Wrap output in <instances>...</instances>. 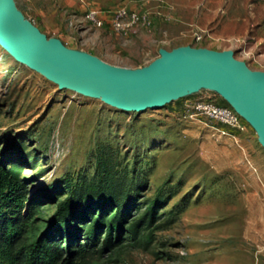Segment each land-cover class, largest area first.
<instances>
[{
    "label": "rangeland",
    "instance_id": "obj_1",
    "mask_svg": "<svg viewBox=\"0 0 264 264\" xmlns=\"http://www.w3.org/2000/svg\"><path fill=\"white\" fill-rule=\"evenodd\" d=\"M14 1L48 37L113 65L142 67L161 48L192 45L233 49L264 71V0ZM122 4L149 11L153 24L119 35L84 18L88 8ZM197 99L231 106L201 89L161 108L121 109L61 88L0 44V163L20 165L38 204L28 235H42L76 185L99 179L106 162L130 201L124 228L113 230L116 245L93 264H264V147L245 118L237 132L195 114L188 104ZM18 145L22 157L13 151ZM55 184L56 195L47 196ZM151 208V224L133 236L129 225Z\"/></svg>",
    "mask_w": 264,
    "mask_h": 264
},
{
    "label": "water",
    "instance_id": "obj_2",
    "mask_svg": "<svg viewBox=\"0 0 264 264\" xmlns=\"http://www.w3.org/2000/svg\"><path fill=\"white\" fill-rule=\"evenodd\" d=\"M0 44L17 60L59 84L130 111L161 108L209 89L244 117L264 147V71L236 58L233 49L182 45L160 49L148 65L129 68L48 37L17 7L0 0Z\"/></svg>",
    "mask_w": 264,
    "mask_h": 264
},
{
    "label": "trees",
    "instance_id": "obj_3",
    "mask_svg": "<svg viewBox=\"0 0 264 264\" xmlns=\"http://www.w3.org/2000/svg\"><path fill=\"white\" fill-rule=\"evenodd\" d=\"M13 151L22 154L20 146ZM22 157V155H20ZM99 179L83 180L76 185L48 229L40 236H29L36 229L35 214L39 207L28 196V186L20 165L13 161L0 163V264H93L96 253L111 250L116 245L113 230L124 228V208L130 201L118 183L119 176L104 164ZM56 184L48 190L56 195ZM116 207L109 217L107 210ZM95 209L99 212L95 213ZM153 209L133 221L128 231L137 237L151 224ZM106 237L99 247L100 230ZM82 235L81 239L79 236Z\"/></svg>",
    "mask_w": 264,
    "mask_h": 264
},
{
    "label": "built area",
    "instance_id": "obj_4",
    "mask_svg": "<svg viewBox=\"0 0 264 264\" xmlns=\"http://www.w3.org/2000/svg\"><path fill=\"white\" fill-rule=\"evenodd\" d=\"M84 18L98 28H109L119 35H128L153 24V18L149 11L131 8L122 4L112 9L92 7L86 9ZM201 35L197 38L201 39ZM195 114L204 115L218 123L227 125L242 132L249 124L232 106L215 103L211 100L197 99L188 104ZM237 132L222 130L223 134L235 136ZM235 133V134H234Z\"/></svg>",
    "mask_w": 264,
    "mask_h": 264
},
{
    "label": "crops",
    "instance_id": "obj_5",
    "mask_svg": "<svg viewBox=\"0 0 264 264\" xmlns=\"http://www.w3.org/2000/svg\"><path fill=\"white\" fill-rule=\"evenodd\" d=\"M234 134H235V133H234ZM237 135L239 136L240 134H237V133H236L235 137H236L237 139H242V138H240V136H239V138H238ZM231 136H232V135H231ZM233 138H234V136H233ZM241 141H242V140H241ZM238 142H239V141H238Z\"/></svg>",
    "mask_w": 264,
    "mask_h": 264
}]
</instances>
